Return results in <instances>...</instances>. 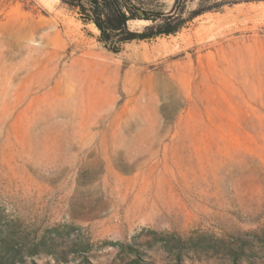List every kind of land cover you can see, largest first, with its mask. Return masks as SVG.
Returning <instances> with one entry per match:
<instances>
[{
  "label": "rangeland",
  "instance_id": "rangeland-1",
  "mask_svg": "<svg viewBox=\"0 0 264 264\" xmlns=\"http://www.w3.org/2000/svg\"><path fill=\"white\" fill-rule=\"evenodd\" d=\"M56 9L0 0V264H264V0L118 52Z\"/></svg>",
  "mask_w": 264,
  "mask_h": 264
},
{
  "label": "trees",
  "instance_id": "trees-1",
  "mask_svg": "<svg viewBox=\"0 0 264 264\" xmlns=\"http://www.w3.org/2000/svg\"><path fill=\"white\" fill-rule=\"evenodd\" d=\"M75 10L85 23H92L99 31V40L118 52L125 43L151 40L158 36L175 35L196 17L218 11L241 0H196V7L187 11L190 0H175L168 10L156 9L157 0H61ZM132 20L148 23L141 29L129 26Z\"/></svg>",
  "mask_w": 264,
  "mask_h": 264
},
{
  "label": "bare ground",
  "instance_id": "bare-ground-1",
  "mask_svg": "<svg viewBox=\"0 0 264 264\" xmlns=\"http://www.w3.org/2000/svg\"><path fill=\"white\" fill-rule=\"evenodd\" d=\"M40 2L49 10L54 13V18L41 17L39 20L32 23V27L28 33L29 37H38L40 47L42 49L51 48H64L69 44L75 46L81 43V35L76 24L66 16H62L57 11L58 0H40ZM53 17V16H52ZM89 55L94 56L95 59L100 58V52L91 51Z\"/></svg>",
  "mask_w": 264,
  "mask_h": 264
}]
</instances>
